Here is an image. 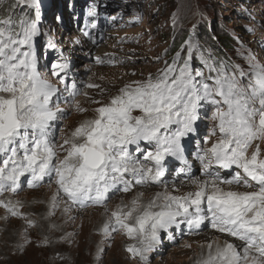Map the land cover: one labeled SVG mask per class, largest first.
Wrapping results in <instances>:
<instances>
[{
    "label": "rangeland",
    "instance_id": "1",
    "mask_svg": "<svg viewBox=\"0 0 264 264\" xmlns=\"http://www.w3.org/2000/svg\"><path fill=\"white\" fill-rule=\"evenodd\" d=\"M38 4L39 33L32 38L31 47L27 44L19 47L21 52L35 54L37 71L59 89L53 97V108L58 104L63 111L51 122L49 133L56 145L57 157L61 159L68 147L65 139L83 142L84 137H74L73 133L85 121L98 118L97 108L109 104L126 86L135 87L136 81L146 82L149 76L155 80L174 60L175 75L188 60L198 86L203 81L214 87L217 72L210 70L204 61H211L219 51L215 44L221 45L218 39L221 32L233 38L235 44L233 50H226L231 64L223 62L224 67H214L228 74L237 73L240 84L248 86L255 79L253 66H264V0H38ZM9 7L17 12L26 10L30 20L36 17L31 0H0V21L7 20L3 13ZM93 10L96 15H89ZM0 26L6 31L12 28L10 24ZM184 34L186 40L172 53L174 42ZM16 38L22 39L23 33ZM190 39L196 45L191 59L187 49ZM65 62L68 64L65 71L59 76L53 75V65ZM241 71L243 76L239 75ZM73 83L75 89L71 87ZM89 84L98 87L89 88ZM77 102L86 111L78 110ZM216 107L210 100L200 101L194 131L181 138L183 159L165 157L162 182L135 184L133 177L126 174V179L133 180L131 190H117L122 187L118 185L109 192L112 195L102 204L91 206V210L80 208L79 203L58 191L54 175L45 176L36 187H29L31 175L25 173L20 177L16 192L6 190L0 195V200L10 201V206H15L19 213L13 216L0 206V264H201L210 251L215 254L218 247H225L223 241L208 236L207 232L214 231L226 236V241L233 240L236 245L230 244L242 251L244 242L212 227L210 218L195 228L190 227L184 217H177L176 223L159 230L158 241L146 254L145 262L127 251L130 245L141 247L140 236L130 238L123 229L105 235L92 220L110 222L113 211L127 212L137 198L141 211L152 201L162 205L165 194L184 196L195 191L192 178L210 180L204 174L207 159L201 161L199 157L220 138L218 130L212 134L218 123L213 118ZM219 107L226 110L223 104ZM132 114L142 115L138 109ZM177 127L178 124H172L167 132L171 134ZM19 142L17 138L15 144L9 145V148H17V159L24 155ZM257 145L261 150L260 158L264 159V140L254 141L248 154L250 156ZM128 150L145 167H153L154 162L144 160L143 156L155 150L154 142L142 140L139 150L135 144L128 145ZM6 155L10 153H0V164ZM208 170L218 173L217 183L223 191L258 190L255 182H251V188L242 183L222 182L231 180L237 171L243 175L235 165L224 168L213 163ZM171 185L176 188L169 191ZM54 197L57 202L52 204ZM203 205L208 215L206 203ZM68 216L72 222L69 225L66 224ZM203 250L207 254H202ZM250 254L257 255L255 249Z\"/></svg>",
    "mask_w": 264,
    "mask_h": 264
},
{
    "label": "snow or ice",
    "instance_id": "2",
    "mask_svg": "<svg viewBox=\"0 0 264 264\" xmlns=\"http://www.w3.org/2000/svg\"><path fill=\"white\" fill-rule=\"evenodd\" d=\"M31 3L36 8V17L20 22L22 39L0 26V93L9 94L0 95V153H10L0 164V195L6 190L16 192L20 177L25 173L31 175L29 187H36L45 176L54 175L58 191L82 207L89 201L102 204L118 185L122 187L117 190L130 191L133 180L140 185L160 183L165 174V157L183 159L181 138L194 131L200 101L210 100L217 105L213 118L218 121L212 134L218 130L221 135L199 158L201 161L207 159L204 174L211 179L192 178L197 186L195 191L184 196L165 194L162 205L152 201L142 211L139 199H134L127 212L113 211L112 227L106 223L102 231L108 235L123 229L130 238L140 236L141 247L130 245L127 251L146 262V254L158 241L159 230L176 223L177 217H184L188 225L195 228L210 218L212 227L243 241L244 246L242 251L232 244L218 247L215 254L210 251L201 264H264V159L260 158L258 145L250 156L248 154L254 141L264 140V66L254 65V81L243 86L237 73H225L205 60L210 70L217 72L213 87L203 81L198 86L188 60L175 75L174 60L155 80L149 76L146 82L136 81L135 87L126 86L109 104L97 108L98 118L85 121L73 133L74 137H84L83 142L65 139L68 147L61 159L57 157L56 145L49 133L51 122L63 111L58 104L53 108V97L59 89L37 71L35 54L21 52L19 47L25 44L31 47L32 38L39 33L38 0H31ZM89 15L95 16V10ZM11 23V18L0 21L2 25ZM195 46L192 39L187 42L189 59ZM179 55L177 53V58ZM67 67L66 62L54 64L52 74L59 76ZM239 75L243 76V71ZM71 87L75 89V83ZM88 87L98 85L89 84ZM71 95L74 97L76 92ZM221 104L226 110L219 107ZM76 107L86 111L78 102ZM137 109L142 115L132 114ZM172 124L179 127L169 134L167 129ZM17 138L19 148L24 150L19 159L17 148H9ZM142 140L155 143V150L143 156L144 160L154 162L153 167H145L139 158L129 153L128 145L135 144L139 150ZM213 163L224 168L235 165L242 170L243 175L237 171L231 180L223 183H242L251 188V182H255L258 190L223 191L217 183L218 173L208 170ZM126 174L133 180L126 179ZM205 203L208 215L202 207ZM10 205V201L0 200V206L13 216L18 215L15 206ZM154 207L160 210L152 211ZM130 219L134 222L129 223ZM28 223L33 224L31 220ZM252 249L257 255L250 254Z\"/></svg>",
    "mask_w": 264,
    "mask_h": 264
},
{
    "label": "trees",
    "instance_id": "3",
    "mask_svg": "<svg viewBox=\"0 0 264 264\" xmlns=\"http://www.w3.org/2000/svg\"><path fill=\"white\" fill-rule=\"evenodd\" d=\"M12 5L15 6L14 3ZM3 15L7 19L11 18L12 21V23L10 24L12 27L11 32L15 33L16 36H20L23 33V28L20 22L30 21V14L26 10L17 12L13 9L11 10L9 7L7 11H4ZM186 38H187L186 34H184L179 40H176L174 42L172 53L176 52L180 48L182 42H184ZM218 39L221 45L215 44V46L219 48V51H217L215 53L216 56L214 58L212 57L213 59H211V61L208 62L209 64L214 66L224 67L223 62L226 64H231L226 50H233L235 43L233 38H231L229 35H227L224 32L219 33Z\"/></svg>",
    "mask_w": 264,
    "mask_h": 264
},
{
    "label": "bare ground",
    "instance_id": "4",
    "mask_svg": "<svg viewBox=\"0 0 264 264\" xmlns=\"http://www.w3.org/2000/svg\"><path fill=\"white\" fill-rule=\"evenodd\" d=\"M220 183H221V181H219ZM191 184V183H190ZM221 186V185H220ZM170 188L168 189L169 191H171V190H173V189H175L174 188V185H171V186H169ZM193 188H196L197 189V186L195 185V186H193ZM167 190V189H166ZM224 191H228V190H224ZM62 192V191H61ZM63 193V192H62ZM145 193V192H144ZM150 194V193H149ZM154 194H157V193H154ZM2 197V196H1ZM55 202H57V200H53V203L52 204H55ZM100 207V206H99ZM93 207H88L87 209H92ZM97 211H99L100 209L98 208V207H96L95 208ZM159 210L160 208L159 207H154L153 209H152V211H154V210ZM112 210V209H111ZM64 211V210H63ZM66 213V212H65ZM106 213H108V212H106ZM67 215H68V213H67ZM108 215V214H107ZM94 216H96V215H94ZM105 216H106V214H105ZM91 220V218L90 219H88V223H90L89 221ZM93 220V223L94 222H96V226L95 227H97V228H100L101 229V232H103L102 231V229H103V227H104V225L106 224V223H110V222H108V221H106L105 222V220L103 221V219H101V221H98V220H96V218H94V219H92ZM109 221H112V216H110V219H109ZM92 222V221H91ZM50 223H51V221H50ZM66 224L67 225H69V224H72V222H71V219H70V217L68 216V218H67V220H66ZM87 224V223H86ZM93 225V224H92ZM110 225L112 226V223H110ZM207 234H208V236H210L211 235V237L212 236H214V238L216 239V240H219V241H223L224 242V245L226 246L227 244H230V243H232V244H234V245H236V243L235 242H233V240H228V241H226V236H223L222 234H219V233H217V232H207ZM237 243H239V242H237ZM238 247L236 246V249H237ZM202 254H207V251L206 250H203V252H202ZM202 256V255H201Z\"/></svg>",
    "mask_w": 264,
    "mask_h": 264
}]
</instances>
